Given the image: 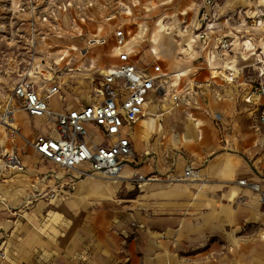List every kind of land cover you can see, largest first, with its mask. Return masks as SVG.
<instances>
[{"label":"crops","instance_id":"0c3cea01","mask_svg":"<svg viewBox=\"0 0 264 264\" xmlns=\"http://www.w3.org/2000/svg\"><path fill=\"white\" fill-rule=\"evenodd\" d=\"M217 1L218 18L205 48L198 50L202 43L194 41L189 30L183 32L184 38L180 37L176 46L168 40L172 50L164 48L162 53L170 62L175 61L172 68L164 67L155 49L147 58L137 57L133 48L136 41L132 45L133 38L130 39L125 30L131 59L142 68L149 69L154 62L168 73L180 74L172 78L178 92L188 94L197 103L174 102L169 94L163 97L153 91L150 99L159 105L161 117L152 122L142 116L130 129L133 151L122 174L125 177L155 175L156 179L137 184L82 179L73 189L61 188L54 200L46 201L43 197H35L34 190H43L58 180L47 169V166L52 167L51 162L30 147L41 160L23 159L33 170L28 171V168L17 173L22 182L20 194L17 191L13 201L8 193L12 196L14 189L9 184L15 182L17 175L8 174L10 171H3L5 168L0 165V253L4 255H0V264H264V239L261 237L264 205L259 191L238 183L245 179L258 184L264 191V131L257 127L261 133H256L250 119L254 116L256 120L259 104L246 101L258 78L257 70L254 82L244 94L248 114L232 112L234 119L230 121L224 143L216 121L205 113L206 110L216 112V105H208L212 97L210 89L216 83L235 82L247 66L251 33L255 28L260 29L254 18V6L257 4L255 7L259 10L262 4L260 0L257 3L255 0ZM195 3L198 7L189 29L203 0ZM99 7L101 5L90 9V18L82 20L86 23H80L79 28L90 37L106 38L102 45L110 42L109 53L101 51L98 59L112 58L114 62L104 66L113 65L118 63L117 49L108 31L112 22L105 20L112 14L111 6ZM230 13H234L233 18L225 21ZM68 24L70 22L65 19L61 25L67 28L65 33L71 34L74 30L69 29ZM218 35L235 38L233 49L225 51L224 58L212 40ZM73 39L51 36L47 46L53 54L64 52L67 55L70 48L80 43L79 39ZM72 55L69 57L71 63L75 58L74 53ZM212 66L222 72L234 70V81L225 82L218 75L212 78ZM194 81L202 85L194 87ZM7 86V83L1 85V90ZM55 96L61 98L60 94L52 96L50 105L62 110V98L61 106L52 105ZM16 119L26 139L33 140L37 134H53L49 122L31 119L24 111H19ZM29 123L35 128L28 127ZM154 130L168 134L148 142ZM3 142L0 141V156L10 152L12 146H7L8 142L22 144L25 139L20 136L10 139L6 135ZM224 145L232 152L224 149ZM168 149L170 152L166 153ZM151 151L156 152V158L152 156L142 163ZM160 152L166 153L165 158H161ZM228 157L231 158L230 170L225 169ZM1 161L4 164L0 157V164ZM41 161L46 166L41 165ZM186 165H191L197 175L187 181L174 180L183 175ZM57 173L64 174L63 171ZM225 173L232 174L233 179L226 178ZM64 179L68 181L67 176Z\"/></svg>","mask_w":264,"mask_h":264},{"label":"built area","instance_id":"2783aa9c","mask_svg":"<svg viewBox=\"0 0 264 264\" xmlns=\"http://www.w3.org/2000/svg\"><path fill=\"white\" fill-rule=\"evenodd\" d=\"M122 2L117 0L120 5ZM99 5L106 7L107 3L105 0H0V127L6 129L11 138L23 137L16 119L19 111L26 112L31 119H43L51 124L53 134H37L29 142L43 159L51 162L52 169L48 171L58 180L56 186L69 184L73 187L77 181L92 176L114 183L156 179L155 175L125 177L122 174L133 151L130 129L143 116L153 91L163 97L169 94L174 102L183 100L186 104H197L188 94L178 92L172 78L180 74L168 73L154 62L149 69L142 68L131 59L126 48L125 28L120 26L112 36L117 44L118 63L99 69L97 80L88 87L86 101L75 107L65 106L62 110L52 108L50 99L60 94L64 71L70 72L72 68L66 53L53 55L47 41L59 31L63 12L88 20L90 9ZM217 7V0H203L193 26L184 29L192 33L194 41L202 43L198 50L209 43L213 24L218 18ZM262 15L259 10L256 18ZM233 16L234 13H230L225 21ZM212 40L222 58L225 51H231L235 45V38L225 35L214 36ZM92 41L105 42L102 38ZM221 70L210 67L211 77L218 75L225 82L234 81V70ZM256 70L258 78L246 101L259 104L256 122L258 129L264 131V58L258 61ZM5 83L8 86L2 91L1 85ZM193 85L199 87L202 82L194 81ZM4 156L6 168L20 167L21 162L14 152ZM196 175L197 171L186 165L183 175L174 180L187 181ZM238 183L259 191L264 205V191L258 184L248 183L245 179ZM34 191L35 197L57 195L56 188L51 193ZM261 237L264 239V230Z\"/></svg>","mask_w":264,"mask_h":264},{"label":"rangeland","instance_id":"374dc122","mask_svg":"<svg viewBox=\"0 0 264 264\" xmlns=\"http://www.w3.org/2000/svg\"><path fill=\"white\" fill-rule=\"evenodd\" d=\"M122 1H123L122 2L123 5L117 3V0H105V3H107L109 7L111 6V11H112V14L106 17L108 19H105L107 22H112V26L108 30L109 35L113 36L115 30L118 27L124 26L127 34L129 33L128 35L130 39L133 38L131 39L132 45L136 41L135 45L136 44L137 45L136 46L134 45L133 48L137 52V57L141 59L147 58V56H149L147 54H149L151 50L155 49L158 52V56L160 57L159 59L162 61L164 67L170 66L172 68L173 65L175 66L174 64L175 61L170 62L168 56L164 55V53H162V50L164 48L166 50L167 48L169 49L171 48V45L168 43L169 41H172V43L176 46L177 40H180V37H182V39L184 38L183 35V32H185L184 29L189 28L188 25L193 20L195 15V8L198 7V3L197 4L195 3L197 2V0H122ZM257 2L259 1L255 0V3ZM260 3L262 5L260 6L259 10H261L263 15L260 18H256V14L259 10L255 7L257 6V4H255L254 6L255 11L253 13H255L254 18H256L257 24L258 25L260 24V29L255 28L251 33L252 35L251 45L249 46L248 49L250 51V56L246 64L247 66H245L241 75L235 80V82L216 83V85H214L209 91L212 97H209L208 105L209 104L210 106L216 105V112H209L208 110H206L205 113L208 114L210 119L212 118L214 121H216V127L219 130H221L220 132H222L221 133L222 140L224 139L223 143L227 139L226 136L228 129H230V121L234 119V115L232 112L241 111V114H248L245 110L244 94L245 91L250 87V84L253 83L255 80V71L258 61L264 58V30H263L264 0H260ZM99 9H103V6L99 7ZM128 11L131 12V14H129ZM73 15L71 13H66V12L65 13L63 12L61 14L59 31L54 35L56 38L57 36L61 35V37H73L74 38L73 40L75 39L80 40V41L78 40V42H80L78 43L79 44L78 47L70 48L71 51H69V53L67 54L69 60L71 59L69 57H73L72 53H74L75 55V58L72 60V63L69 65V67L72 68V71L70 72L64 71V77L61 78L62 88L60 91V95L62 100L64 101L63 103L64 105L62 104L64 108L65 106L75 107L80 105L83 101H86L85 97H86V92L88 91V87L91 86L97 80L99 69L104 67V65L107 63L114 62L112 58L102 59V60L98 59V57L100 56L99 53L101 51L106 50L108 52L107 48L109 47L108 45H110V42L109 43L107 42V45L105 44L106 46L102 45L103 43L101 44L98 42H93L92 39L94 40V39L102 38L106 41V38L99 36L90 37L89 36L90 34L88 32L82 31L79 28L80 23H86V22L84 21L82 22V20L79 19L80 17L78 15L75 14ZM72 16L75 19V23H76L75 26L72 24ZM65 19H68V22H70V24L67 25L69 29L74 30L71 31L72 32L71 34L65 33L68 32V30H66L67 28L64 29V27L62 26L65 22ZM159 21L161 24H165V28L161 29L159 25ZM260 30L263 31L261 32ZM167 31L170 34H166ZM139 37H142L141 38L142 40L145 38V41L140 42L141 39L139 40L138 39ZM70 49L68 48V50ZM171 50L172 49H170V51ZM80 51L87 52L88 56L87 57L83 56ZM61 98L59 96H55L51 101L52 105L55 107L61 106L60 103ZM161 104H164V102H161ZM250 117L254 131L260 134L261 132L258 131L256 126L255 117L254 116H250ZM27 126L30 128H35V126L32 125L31 123L27 124ZM225 130L227 131L225 132ZM6 132L3 129H0V141L2 143H4L3 140L6 139V135L9 136L8 132L7 133ZM20 132L22 136L25 137L24 136L25 132L23 128ZM167 134L168 133L164 134V132H157L154 130L149 135L148 142L156 141L157 137ZM9 138L12 139L10 136ZM29 141H30L29 139H25V142H23L22 144H19L18 142L15 143L8 142L6 144L7 146L8 145L12 146L11 148H9L10 152H14L16 155L18 154V158L21 163L19 168L11 169V168H6L3 162L1 161L0 165L2 169L3 167L5 168V170L3 171H10L8 174L14 172V174L17 175V173L26 171L28 170V168H30L28 171L33 170L31 164H25V162H23V159L28 160L29 158V160L36 162V161H40L41 158L31 151L30 147L32 146ZM225 145H224V149H228V152H232V149H230L229 146H225ZM167 152H170V150L168 149L166 153ZM166 153L160 152L161 158H165ZM152 156H155L156 158L157 156L156 152L151 151L150 153H148L145 159H143L142 163H144V161L147 158H151ZM0 157L3 159V161L5 160L4 154L1 155ZM40 164L46 166L45 163H43L42 161ZM47 169L50 170L52 169V167L47 166ZM19 176L20 175H17L15 182L9 184L10 187L13 186L14 189L12 192V196H11V192L8 193L11 201L17 198L16 197V194H18L17 191L21 187L20 182L22 181H19L20 180ZM83 179H93V180L99 179L102 181L104 180L105 182H109V180L102 179L97 176L86 177ZM146 181H150V180H146ZM137 183L138 182H136V184ZM58 184H59L58 181H56L55 185L53 183L52 185L44 187L43 192L51 193V190L56 188V194H57L59 188H64L67 186L71 187V189L74 188V187L72 188V186L69 184L56 186ZM1 191L2 190L0 186V192ZM36 196L37 198L41 197L38 195ZM42 197L47 201V200H54L56 195L54 197H50L49 195H45ZM0 255L4 256L2 253H0ZM81 258L83 259V256H81Z\"/></svg>","mask_w":264,"mask_h":264},{"label":"bare ground","instance_id":"6f19581e","mask_svg":"<svg viewBox=\"0 0 264 264\" xmlns=\"http://www.w3.org/2000/svg\"><path fill=\"white\" fill-rule=\"evenodd\" d=\"M100 24H102V22ZM159 25H160L161 29L165 28V24H161L160 21H159ZM166 33H168V32H166ZM99 41H101V40H99ZM114 43L117 47L116 42H114ZM80 52L82 53L83 56H86L85 52H83V51H80ZM161 115H162V113H161V110H159V105L154 103L153 100L150 99L146 104V110L144 111L143 116L146 119H149V121L156 122L158 120L157 118H160ZM230 167H231V158L228 157V159L226 161L225 169L230 170ZM225 177L228 179H233V176L230 173H225Z\"/></svg>","mask_w":264,"mask_h":264}]
</instances>
